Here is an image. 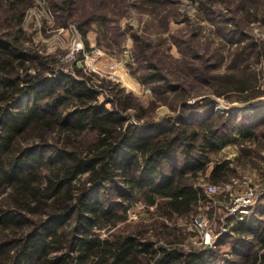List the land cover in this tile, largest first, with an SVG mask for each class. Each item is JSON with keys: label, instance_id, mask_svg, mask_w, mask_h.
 <instances>
[{"label": "trees", "instance_id": "obj_1", "mask_svg": "<svg viewBox=\"0 0 264 264\" xmlns=\"http://www.w3.org/2000/svg\"><path fill=\"white\" fill-rule=\"evenodd\" d=\"M31 3L0 0V264H264V192L233 221L237 236L223 232L208 248L185 247L168 222L208 201L194 180L209 152L236 136L254 137L264 103L248 99L246 111L224 113L210 96L184 98L174 118L140 122L136 115L139 123L126 125L130 106L114 86L107 85L111 99L100 101L104 82L95 74L76 62L73 74L59 70L25 45L20 24ZM160 79L158 70L145 75ZM252 83V76L235 84L225 78L213 94ZM226 176L225 161L211 167L212 182ZM141 194L165 219L115 228ZM228 240L230 252L213 249Z\"/></svg>", "mask_w": 264, "mask_h": 264}, {"label": "rangeland", "instance_id": "obj_2", "mask_svg": "<svg viewBox=\"0 0 264 264\" xmlns=\"http://www.w3.org/2000/svg\"><path fill=\"white\" fill-rule=\"evenodd\" d=\"M2 26L14 27L5 22ZM20 27L25 45L48 55L57 69L73 74L76 62L102 80L100 101L111 99L118 90L120 100L130 106L124 112L126 125L138 124L136 115L142 117L140 122L174 118L184 98L191 102L210 96L214 109L224 113L241 107L246 111L248 99L252 105L264 103V0H32L24 9ZM157 70L165 79L147 82L145 75ZM247 76L253 77L248 90L231 88L223 95L213 94L225 78L235 84ZM107 85L114 86L113 93ZM208 157L206 171L197 174L194 184L210 198L190 214L168 221L179 228L185 247L202 245L192 224L194 216L208 219L217 234L218 218L244 181L256 189L264 187V123L257 125L254 137L242 140L236 136ZM223 161L227 163L225 181L212 182L211 167ZM211 184H230L231 188L207 192ZM161 214L141 194L126 220L115 228L126 222H162ZM213 249L223 254L231 251L228 242ZM238 264L246 263L239 258Z\"/></svg>", "mask_w": 264, "mask_h": 264}, {"label": "built area", "instance_id": "obj_3", "mask_svg": "<svg viewBox=\"0 0 264 264\" xmlns=\"http://www.w3.org/2000/svg\"><path fill=\"white\" fill-rule=\"evenodd\" d=\"M231 188V185H208L207 192L214 193L218 189H222L225 192H228ZM264 192V187H260L259 189L248 181H244L243 185L240 186L239 190L235 191V194L232 195V198L228 200V205H226V215H231L236 218L245 217L254 205L257 202L258 196L260 193ZM192 224L194 228L199 231L200 241L199 244L202 245H213L215 242V232L212 226V223L201 215H197L193 217Z\"/></svg>", "mask_w": 264, "mask_h": 264}, {"label": "crops", "instance_id": "obj_4", "mask_svg": "<svg viewBox=\"0 0 264 264\" xmlns=\"http://www.w3.org/2000/svg\"><path fill=\"white\" fill-rule=\"evenodd\" d=\"M226 211V210H225ZM235 219H239V218H236V217H232V220L228 221L227 219H225V213L224 215H222V217L218 218V221H219V227H218V230L216 231L217 232V236H219L221 233L223 232H228V234L230 235V237H228L229 240L235 238L237 235L236 233H234L232 230H231V227H232V224H233V221ZM216 236V237H217ZM229 240L227 241L229 243ZM230 245V244H229Z\"/></svg>", "mask_w": 264, "mask_h": 264}, {"label": "water", "instance_id": "obj_5", "mask_svg": "<svg viewBox=\"0 0 264 264\" xmlns=\"http://www.w3.org/2000/svg\"><path fill=\"white\" fill-rule=\"evenodd\" d=\"M207 246V248L209 247V245H206Z\"/></svg>", "mask_w": 264, "mask_h": 264}]
</instances>
